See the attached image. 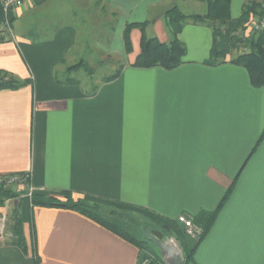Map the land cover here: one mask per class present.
<instances>
[{
  "label": "crops",
  "instance_id": "crops-1",
  "mask_svg": "<svg viewBox=\"0 0 264 264\" xmlns=\"http://www.w3.org/2000/svg\"><path fill=\"white\" fill-rule=\"evenodd\" d=\"M46 1L17 9L14 40L0 43V70L29 82L0 91V175L30 172L36 193L125 205L160 225L213 211L236 179L196 246L175 228L165 233H177L183 260L185 248L195 246L188 264H264V137L252 153L264 131V87H253L243 66L210 60L213 35L205 25L186 22L178 35L183 63L171 70L132 66L138 28L130 53L123 43L125 26L143 22L146 35L169 43L166 11L203 15L207 0H85L117 18L106 49L120 73L95 86L82 70L67 72L84 55L75 27L35 36L20 25ZM246 1L231 0V19ZM218 46L227 49L223 40ZM16 211L25 250L15 242ZM1 212L8 221L0 264H137L150 247L139 250L76 211L32 207L27 198L0 204Z\"/></svg>",
  "mask_w": 264,
  "mask_h": 264
},
{
  "label": "trees",
  "instance_id": "trees-1",
  "mask_svg": "<svg viewBox=\"0 0 264 264\" xmlns=\"http://www.w3.org/2000/svg\"><path fill=\"white\" fill-rule=\"evenodd\" d=\"M230 4L231 0H207L206 12L203 15H184L176 6H173L165 13L166 24L171 36L169 43L160 42L155 36L148 37L145 33V28L148 25V22L127 24L122 34L127 54L132 50L130 39L131 30L138 28L141 31L140 51L132 66L137 68L161 67L166 70H171L181 65L183 63L186 49L178 40V35L182 31L186 22L191 21L194 24L205 25L212 30L213 43L210 49L211 61L214 63L228 61L232 64L243 66L248 73L250 84L255 88L264 87V29L251 35L248 39H244L242 42H238V37L235 35V31L242 27L248 16L264 17V10L261 9L263 4L262 2L247 0L242 8L240 17L237 19H231ZM12 22L13 19L11 20V24ZM3 26L4 17L0 6V43L13 40L11 36L3 30ZM220 40H223V44L227 49H222L218 46ZM240 44H242L243 50H238L236 56L228 59V53L236 51L239 46H241ZM89 69L90 68H87L86 63L81 60L77 64L68 67L67 72L70 74L74 70H83L88 73ZM119 73L120 69L111 76L104 78L103 82L114 80L118 77ZM27 84H29V82L20 81L11 73L0 70V91L19 90ZM96 90L97 88L93 89L92 93L96 92ZM263 137L264 131L259 137L252 153L260 144ZM235 181L236 179L232 182L230 188L213 211H202L195 217H192L194 224L200 226L203 230V235L197 240L195 246L210 230L219 211L227 201L235 185ZM14 197H16V193L0 187L1 205L5 200ZM61 197L62 199H59L58 197L45 196L41 193L35 192L31 198V205L32 207L59 208L76 211L121 239L136 246L139 250H145V245H147L148 242L144 239H139L135 234L136 232L141 231V227L138 226L137 223L135 224V221L130 217V214H134L135 212L158 225L157 227H159V231H163V233H165L170 227L173 229L175 228L180 235L185 236L182 228L179 229L177 220L176 224L174 223L175 221H171L167 225H160L155 219H153V217H151V215L142 213L141 211L125 205L94 203L86 199L73 201L68 192L62 193ZM13 232L16 238L15 242L25 250L21 219L17 211L13 217ZM143 235L145 236L144 233ZM145 238L149 239L148 236H145ZM195 246L187 250L185 248L183 264H188L192 261ZM154 264L160 263L154 259Z\"/></svg>",
  "mask_w": 264,
  "mask_h": 264
},
{
  "label": "rangeland",
  "instance_id": "rangeland-1",
  "mask_svg": "<svg viewBox=\"0 0 264 264\" xmlns=\"http://www.w3.org/2000/svg\"><path fill=\"white\" fill-rule=\"evenodd\" d=\"M84 1L85 0H47L41 7L24 16L20 25L25 31L30 30L32 35L34 34L35 36H37V33L39 32L48 33L53 29L66 25L75 27L79 34L77 49H79V54H84L83 59H80V61H84L87 68H90L89 71L87 70L88 73L83 70L81 73L85 77L84 79L87 83L95 86L102 79L114 74L119 66V60L112 55H109L106 49L109 37L114 36L112 29L114 30L117 28V18L112 19L109 15L100 13L93 3L92 5L91 3H84ZM254 1L261 2L260 0ZM262 1L263 7L261 9L264 10V0ZM79 3L84 5H79ZM249 19L250 16H248L242 27L235 31V35L238 37V42H242L244 39L251 37V34L246 32ZM14 26L15 24L13 25V29L15 28ZM147 36L150 37L151 35L147 33ZM240 45L241 46H239L236 51L230 52L232 57L236 56V52L238 50H243L242 44ZM78 62L79 61L77 59L75 63L77 64ZM130 217H132L133 221H135V224L137 223V225L141 227V231L136 232L135 234L139 239H144L148 242L150 247L147 249L157 255L158 259H155L160 264L165 261L164 258L160 255V252H158L155 243L152 240L145 238V236L151 235L160 241H170L173 243L174 247L180 246V241L176 237L178 236L176 232L172 233L169 231L168 233H163L164 237H162L160 234L156 233L159 228L154 226V223L150 220L140 216L136 212L134 214H130ZM149 251L146 253L149 254Z\"/></svg>",
  "mask_w": 264,
  "mask_h": 264
},
{
  "label": "built area",
  "instance_id": "built-area-1",
  "mask_svg": "<svg viewBox=\"0 0 264 264\" xmlns=\"http://www.w3.org/2000/svg\"><path fill=\"white\" fill-rule=\"evenodd\" d=\"M27 0H0V6L4 17L3 30L7 32L14 40L11 30V20L14 16V12L17 11ZM262 3L263 1L260 0ZM257 18V19H256ZM264 29V17H250L247 23L246 32L253 35L258 31ZM0 187L5 190H11L16 193V197L10 198L4 201V206H7L13 199H29L31 204V198L35 193V189L31 185V173H19V174H4L0 175ZM177 223L184 231V235L194 240H198L203 235V230L200 226L195 225L192 217L185 214L177 217ZM7 213H0V240L4 236V231L7 226ZM137 264H154V257L148 253H144Z\"/></svg>",
  "mask_w": 264,
  "mask_h": 264
},
{
  "label": "water",
  "instance_id": "water-1",
  "mask_svg": "<svg viewBox=\"0 0 264 264\" xmlns=\"http://www.w3.org/2000/svg\"><path fill=\"white\" fill-rule=\"evenodd\" d=\"M147 236L155 243L166 264H183L184 260L181 253L174 247L172 242L160 241L151 235Z\"/></svg>",
  "mask_w": 264,
  "mask_h": 264
}]
</instances>
